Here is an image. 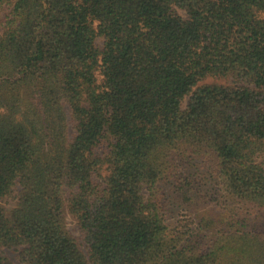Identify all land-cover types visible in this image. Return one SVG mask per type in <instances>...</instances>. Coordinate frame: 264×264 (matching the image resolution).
Returning <instances> with one entry per match:
<instances>
[{
	"label": "trees",
	"instance_id": "16d2710c",
	"mask_svg": "<svg viewBox=\"0 0 264 264\" xmlns=\"http://www.w3.org/2000/svg\"><path fill=\"white\" fill-rule=\"evenodd\" d=\"M4 4L0 264H264V0ZM172 181L228 229L170 231Z\"/></svg>",
	"mask_w": 264,
	"mask_h": 264
},
{
	"label": "rangeland",
	"instance_id": "374dc122",
	"mask_svg": "<svg viewBox=\"0 0 264 264\" xmlns=\"http://www.w3.org/2000/svg\"><path fill=\"white\" fill-rule=\"evenodd\" d=\"M9 12L10 8L8 5L4 4L0 6V36L4 31V25ZM178 13L185 17L183 12L178 11ZM96 46L102 48V41L100 39L96 41ZM215 81L216 80L209 78L200 83V85L212 84ZM217 82L224 83L223 81ZM188 100V97L184 99L183 109L186 108ZM69 133L70 136L74 135L72 124L69 125ZM103 153L104 151L101 150L97 154L103 155ZM197 163L201 166L203 165V160H199ZM203 166L204 171H207L210 166L214 169V164H211L210 161H207ZM185 175L187 174L185 173ZM178 183L172 181L170 184L162 186L161 188L162 206L165 210L166 224L170 231H180V233H184L189 230L202 228L201 234L206 240H208L218 231L228 229L226 221L229 222V214L223 212V209L225 208H222L220 205L221 199L212 189L214 182H197L193 185L192 189H189L184 185V187L179 186ZM173 184H177L176 187L172 186ZM3 204L8 210H10L14 207L15 201L14 199L9 198ZM248 211L250 212L247 218L249 226L258 227L259 229L264 230V211L256 212L251 209ZM210 220L214 221V223L210 226L211 229L208 231L203 227L205 226V223ZM67 225L69 231L81 247V250L86 253V246L84 245L81 234L72 219H67Z\"/></svg>",
	"mask_w": 264,
	"mask_h": 264
}]
</instances>
